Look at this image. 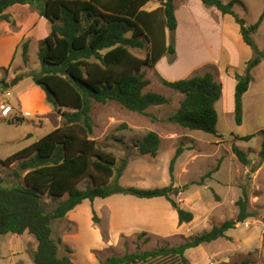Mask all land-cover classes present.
I'll list each match as a JSON object with an SVG mask.
<instances>
[{
	"label": "trees",
	"instance_id": "trees-1",
	"mask_svg": "<svg viewBox=\"0 0 264 264\" xmlns=\"http://www.w3.org/2000/svg\"><path fill=\"white\" fill-rule=\"evenodd\" d=\"M149 1L0 0V20L14 24L11 16L3 11L16 3H28L51 26L49 34L38 44L39 69L20 76L30 77L43 90L45 102L58 113L61 123L32 144L0 159L4 165L17 164L12 171L16 178L14 183L7 184L0 175V234L31 235L36 242L32 254L34 264H75L68 254H58L61 239L53 237L52 221L62 218L86 199L93 201L113 194L142 199L163 197L176 210L179 223L193 219L192 211L181 207L173 196L179 188L174 181V166L183 151L182 145L175 149L169 161V184L142 188L120 182L128 164L127 157L118 158L104 144L91 138L94 125L92 101H115L129 111L149 115L148 107L165 104L168 100L157 92H143L149 83L143 70L154 68L165 55H175L174 0H157L160 5L147 10L144 5ZM201 1L206 6L216 7L222 14L232 15L243 41L252 50L243 73L234 72V114L236 122L240 123L242 98L252 80L251 70L264 60V51L254 39L264 18V7L256 22L249 24L233 10L235 2L242 4L239 0ZM146 44L145 57L131 52V48L143 49ZM27 52L28 42L25 41L21 47L25 63ZM159 76L163 85L182 95L168 119L191 130L218 135L215 104L222 95V83L211 72L175 80ZM8 85L3 78L0 89L6 91ZM23 120L24 117H15L9 121ZM259 132L264 133V130ZM255 134L236 136V139L249 140ZM111 138L130 148L122 138ZM132 147L140 154L156 155L160 137L157 132L149 131ZM232 150L241 163L249 162L243 149L233 145ZM260 155L264 156V140ZM43 195L61 201L52 210L45 211ZM236 204L239 209L237 219L214 224L179 244L154 248L138 246L122 254L110 255L98 264H191L186 256L189 248L227 237L226 232L235 228L237 221L242 222L251 215L247 210L245 190ZM92 220L98 221L94 212ZM66 251L70 252V249L66 247ZM247 263L243 261V264Z\"/></svg>",
	"mask_w": 264,
	"mask_h": 264
},
{
	"label": "rangeland",
	"instance_id": "rangeland-1",
	"mask_svg": "<svg viewBox=\"0 0 264 264\" xmlns=\"http://www.w3.org/2000/svg\"><path fill=\"white\" fill-rule=\"evenodd\" d=\"M239 1L242 4L235 2L234 12L249 24L256 22L264 0ZM156 5L157 2H151L144 8L150 10ZM188 23L180 34L177 53L174 56L166 55L158 68L155 66L143 70L144 78L149 81L143 92L163 94L167 102L148 107L146 111L149 115H144L129 111L115 101H92L94 125L91 138L104 144L118 158L127 157L128 164L120 182L125 186L142 188L169 184V161L175 149L182 145L183 151L174 166V181L179 188L173 196L181 207L192 211L193 219L179 223L176 210L163 197L142 199L113 194L93 201L83 200L65 216L52 221L53 237L61 239L58 254H68L75 264H98L110 255L122 254L138 246L154 248L164 244H179L190 236L210 229L214 224L226 219H237L239 209L236 201L242 197L243 190L247 192V210L251 215L242 222L237 221L235 228L226 232L227 237L189 248L186 256L191 264H243V261H247V264H264V156L260 155L264 133L259 132L264 130V62L252 72L249 90L242 98V119L237 123L233 75L218 73L214 67L206 65L189 71L200 64L202 58H209L213 51H210L206 42L202 45L205 38L202 32ZM167 34L169 37V32ZM254 38L264 51V28ZM31 49V67L39 69L38 44H32ZM147 50V44L143 49L131 48V52L138 57H145ZM235 64L243 66L242 63ZM226 71L230 72V69L226 68ZM187 72V76L213 72L214 78L224 80L223 98L216 108L218 135L191 130L168 119L176 110L182 95L163 85L159 75L175 80ZM1 73L7 77L8 72L4 70ZM9 90L13 92L9 102L16 108L21 100L18 101L14 96L20 86L10 87ZM2 92L3 89H0V100L3 98ZM15 113L12 112L11 116ZM57 116L58 113L54 111V117ZM41 117L44 118V115ZM38 118L40 115L37 113L24 117L21 122L0 118L1 159L54 129L50 118L42 119V125H39ZM149 131L157 132L160 137L156 155L140 154L132 147L138 138ZM250 134L255 135L249 140L236 139V136ZM111 137L122 138L130 148ZM233 145L247 153V164L237 159L232 150ZM16 166V163H0V175L7 184L16 181L12 175ZM42 201L45 211H50L61 200L43 195ZM93 212L98 218L97 222L92 220ZM35 247V239L29 234H0V264H34L32 254ZM66 247L70 252L66 251Z\"/></svg>",
	"mask_w": 264,
	"mask_h": 264
},
{
	"label": "crops",
	"instance_id": "crops-1",
	"mask_svg": "<svg viewBox=\"0 0 264 264\" xmlns=\"http://www.w3.org/2000/svg\"><path fill=\"white\" fill-rule=\"evenodd\" d=\"M151 2H157V5L152 9H155L160 5L159 1L151 0L147 2L144 7ZM174 6L177 20V26L175 29V54L179 49L180 34H182L183 28L186 25H189L188 22H190V24H192L200 33L202 32L201 34L205 37H203L202 45L206 42L210 51H213L209 58H202V62L197 66L192 67L189 71H194L195 69L206 65L214 67L218 73H229L233 75V78L234 72L242 73L244 71L246 61L252 56V50L243 41L239 25L232 15L222 14L216 7L206 6L201 0H174ZM263 7L260 8L258 15L261 14ZM3 12L11 16L14 24L7 20H0V81L4 78L5 81L9 83V89L10 87L20 86V90L16 92V96L14 97L18 101L21 100L19 101L20 105H16L18 110L14 106L13 112L16 113L10 118H23L37 113L40 115V118H38L39 125H42V119L47 120L50 118L54 123L53 127L56 128L61 123V117L59 115L57 118L54 117V110L45 102L43 90L33 83L30 77L20 76V74L34 69L31 67L32 44H39V41L49 34L51 29L50 22L42 17L39 12L28 3H16L10 5ZM262 28H264V18L255 35L262 30ZM25 41L28 42L26 63L23 61L21 55L22 43ZM166 57V55L163 56L156 63V68H158V64L163 62ZM263 62L264 60L251 70V75L253 70L262 65ZM235 63H242L243 66H238ZM226 68H229L230 72H227ZM4 70L5 72H8L7 77L2 76L1 72ZM188 72L181 78L188 77ZM212 74L215 75L213 72ZM225 76L227 77V75ZM216 80L222 83V95L215 104V107L217 108L218 102L223 98L224 80L223 78L221 80ZM235 84L236 80L234 78V88ZM26 112H28L29 115H25ZM42 115H44V118L41 117Z\"/></svg>",
	"mask_w": 264,
	"mask_h": 264
},
{
	"label": "built area",
	"instance_id": "built-area-1",
	"mask_svg": "<svg viewBox=\"0 0 264 264\" xmlns=\"http://www.w3.org/2000/svg\"><path fill=\"white\" fill-rule=\"evenodd\" d=\"M12 95L11 91L7 89L2 92L3 98L0 100V118H9L12 117L11 113L14 110V106L9 102V97ZM25 115H29L27 112Z\"/></svg>",
	"mask_w": 264,
	"mask_h": 264
}]
</instances>
